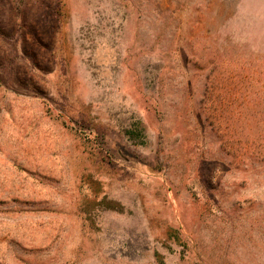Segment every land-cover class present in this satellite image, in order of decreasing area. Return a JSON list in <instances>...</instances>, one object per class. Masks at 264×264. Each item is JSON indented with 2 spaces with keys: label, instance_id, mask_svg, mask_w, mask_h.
Masks as SVG:
<instances>
[{
  "label": "rangeland",
  "instance_id": "374dc122",
  "mask_svg": "<svg viewBox=\"0 0 264 264\" xmlns=\"http://www.w3.org/2000/svg\"><path fill=\"white\" fill-rule=\"evenodd\" d=\"M0 264H264V0H0Z\"/></svg>",
  "mask_w": 264,
  "mask_h": 264
},
{
  "label": "trees",
  "instance_id": "16d2710c",
  "mask_svg": "<svg viewBox=\"0 0 264 264\" xmlns=\"http://www.w3.org/2000/svg\"><path fill=\"white\" fill-rule=\"evenodd\" d=\"M144 129L139 125L137 126L134 130L131 129V130H128L127 134L131 137V138H134V139H139L140 141H143L141 140V137L143 138L144 135Z\"/></svg>",
  "mask_w": 264,
  "mask_h": 264
}]
</instances>
